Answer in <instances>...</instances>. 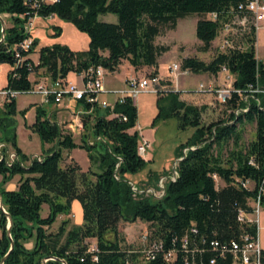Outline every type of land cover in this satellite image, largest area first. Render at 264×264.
<instances>
[{"label":"trees","instance_id":"16d2710c","mask_svg":"<svg viewBox=\"0 0 264 264\" xmlns=\"http://www.w3.org/2000/svg\"><path fill=\"white\" fill-rule=\"evenodd\" d=\"M238 2L55 0L43 4L39 13L52 12L85 31L87 47L74 50L65 43L44 44L38 49L34 68L43 67L44 73L54 78L69 70L79 71L89 64H101L113 70L124 58L134 68L150 65L153 68L148 73H157V57L166 48L154 43L161 28H173L178 18L195 13L198 17L194 34L201 47L206 48L217 33L218 19L230 16ZM23 9L22 0H0V14ZM211 11L216 12V19L205 16ZM105 12L114 13L116 20L98 19L97 15ZM23 35L18 19L11 18L5 22L0 39V62L8 65L5 85L17 89L30 85L25 65L12 67L15 62L12 44ZM36 39L33 37L31 46L21 52H31ZM247 39L252 41L253 37L247 36ZM220 64H225L232 72V86L240 91L231 92L226 101L229 110L224 117L202 123V108L180 99L176 90L165 93L168 97L165 107L158 104L162 95L156 98L154 117L174 116L179 126H194L192 135L178 144L176 156L181 158L177 160V176L166 180L160 197L138 194L134 198L131 195L125 174L140 168L144 159L135 150L137 131H127L136 120V107L128 98L115 101L112 107L96 106L89 115L82 114L80 143L74 141L70 130L57 123L49 107L35 106L34 119L29 126L41 142L53 143L39 159L27 158L16 142L14 114H22L24 109L16 110L15 98L3 101L0 141L14 149L18 160L28 162L19 164L16 160L6 165L0 160V200L4 209H0V264H42L41 258L45 256L50 257L45 264H62L61 259L65 264H232V254L225 247L231 240L238 239L242 229L253 235L257 231L254 222H238V211H252V201L257 195L259 205L264 208V191L261 190L264 186V60L255 57L251 43L241 51L217 50L208 60L184 55L179 66L193 72L215 73ZM48 101L53 102L51 97ZM244 106L246 109L241 110ZM235 108L239 110L234 112ZM111 111L124 114L125 119L107 117ZM245 120L253 122L254 133L241 145L238 124ZM96 135L103 139L95 138ZM87 136L92 139L91 143L87 142ZM229 139L231 146L222 159L220 145ZM214 144L218 147L215 152ZM74 146L86 150L95 169L89 166L82 170L73 159L61 163L62 149ZM184 146L187 149L183 154ZM211 171L217 172L223 181L221 185H215ZM15 173L20 174L16 187L6 189L4 182ZM236 178H248L250 184L242 186ZM72 198L80 202L82 222L71 223L66 216L59 220L55 230H48L57 214L70 212ZM43 202L48 207L45 216L39 214ZM6 213L11 218L9 234L13 243L10 249L5 232ZM136 218L148 222L150 239L160 241V247L147 259L130 249L133 246L124 241L117 228L119 220ZM89 236L95 238V261L90 260L91 253L85 249L88 244L85 238ZM184 236L185 244L182 243ZM28 239H32L30 248L23 245ZM167 250L173 251L170 260L164 258Z\"/></svg>","mask_w":264,"mask_h":264},{"label":"built area","instance_id":"2783aa9c","mask_svg":"<svg viewBox=\"0 0 264 264\" xmlns=\"http://www.w3.org/2000/svg\"><path fill=\"white\" fill-rule=\"evenodd\" d=\"M55 0H22L24 9L21 11L3 12L0 14L2 18H6L7 22L11 18L18 19L21 25V31L24 35L18 41L12 44L13 54L15 56V62L12 67L16 65H25L28 69L27 77L30 73H34L35 68L33 62L30 60H24L28 57V54L22 53L26 51L32 43L33 30L35 27V20L40 17H49L52 12L45 15L39 13V9L43 4L51 3ZM232 9V8H231ZM206 14L208 18L216 19V12L211 11ZM3 19V20H4ZM4 21V23L6 22ZM6 22V23H7ZM258 30L264 33V0H239L236 6L233 8L231 15L225 19H218V29L215 35L218 38L217 49L220 51L228 50H244L248 44L255 46ZM247 36H252L253 40H248ZM255 55V54H254ZM0 62V68H1ZM167 76H161L158 73H143V74H129L123 80V84L120 87L108 89L104 86L103 78L105 73L109 71L105 66L101 64H89L85 68L74 71L75 78H69L66 74L56 75L54 78H50L47 74L40 78H32L30 85L25 89H17L5 84L0 87L1 102L8 101L11 98H15L21 92H36L40 94L42 101H48L52 98L55 103L64 102L65 105L69 100L79 102L81 105L79 108L71 110L72 116L64 124V126L70 130L71 133H80L82 131V114H90L93 108L98 106L101 108L112 107L115 101H123L128 98L130 101L136 98L140 92H154V93H166L169 90H176L178 88L171 87L173 85V78L176 77L178 72H185L188 69L184 68L179 71V64L177 62H169L167 64ZM8 71V69H7ZM216 75L221 77V84L218 87H212L211 85L199 86L212 90L218 102L226 104V101L231 96L232 91L240 93L239 89L233 88L232 80L233 74L225 64H220L216 71ZM172 80V81H171ZM175 86V85H174ZM250 88V85H248ZM252 89V88H250ZM111 93L114 97L111 100H107L101 97V93ZM84 104L86 106H84ZM67 107V106H66ZM68 108V107H67ZM241 110L246 107L240 108ZM239 109H233L237 112ZM119 117L125 119V115L119 112L111 111L107 117ZM60 123V122H57ZM97 139H103L101 136L96 135ZM87 142L91 143L90 137L86 138ZM149 142L145 138H139L136 142V153L143 156L146 147ZM193 147V145L189 146ZM184 154V151L182 152ZM35 157L40 158L39 155L34 154L29 157L31 159ZM179 157V156H178ZM3 159L6 165H10L12 162L18 160L17 154L14 149L6 144L4 141H0V160ZM178 160V159H177ZM19 164L27 163V161L18 160ZM117 165V162L115 163ZM166 174H160L156 179V186L146 185L144 187L137 186L131 180H128L129 188L132 195L144 194L153 197H159L164 193V181L170 179L173 180L177 176V171L173 168ZM114 177H117L113 172ZM210 175L214 182L220 179L216 171H211ZM221 180V179H220ZM237 182L242 186H248L250 181L248 178L240 179L236 178ZM235 180V181H236ZM264 191V186L261 188ZM258 195L252 201L253 210L250 213L254 214L253 219L247 216L246 211L239 210L237 213V220L241 224L247 222L256 223V211L259 206ZM193 230V227L190 228ZM142 245L130 248L131 250L138 251L140 256L147 259L152 257L153 251L160 247V241L149 238L147 232L141 233ZM183 244H185L186 237L182 238ZM216 244V242H213ZM232 254V264H264L263 250L260 247L256 235L251 234L246 229H242L237 240H231L229 245L225 247ZM86 251L91 253L90 260H96L95 243H88ZM223 252V251H221ZM173 256L172 250H167L164 253L165 260H170ZM212 262V259L210 260Z\"/></svg>","mask_w":264,"mask_h":264},{"label":"rangeland","instance_id":"374dc122","mask_svg":"<svg viewBox=\"0 0 264 264\" xmlns=\"http://www.w3.org/2000/svg\"><path fill=\"white\" fill-rule=\"evenodd\" d=\"M207 15L208 14H205L206 17ZM97 17L100 20L106 21L116 20V15L112 12L99 13ZM197 17L198 15L195 13L187 14L178 18L173 28H161L155 35L154 43L166 46V48L158 55L160 70L162 73L166 74L165 76L168 74L166 68L167 64L169 62H177L180 64V58L183 54L194 55L200 59L208 60L218 50L216 46L218 38L216 37L212 39L208 47H201L200 41H198L194 34V23ZM35 33L37 39L33 46V50L30 53L33 58H36L40 46L51 44L52 42L65 43L72 48L87 47L88 36L86 32L79 30L70 21L64 20L55 14L50 18L38 17L35 20ZM254 54L257 59L264 60V33L261 30H258L257 33ZM4 69L5 66H1L0 83L3 81ZM181 70L182 68L179 66V71ZM123 71L124 70L120 69V72L116 74L117 79L120 78L118 76H120L121 73L125 72ZM149 71L150 70H140L138 73H148ZM215 75V73L208 71L204 73H195L191 70H187L185 72H178L176 77L173 78L174 80H171L173 83L171 87L176 88L178 86L182 88V91H178V93L181 92L182 99L185 102L202 108L200 120L205 124L216 120L219 117H224L229 110V107L226 104L218 102L212 91L213 89L208 90L207 88H204L206 85H211L212 87L220 86L221 80ZM167 77L170 78V76ZM199 84H203L204 86L201 87ZM159 95H162V97L158 99V104L165 107L168 97L165 96L164 93L140 92L135 98L136 124L138 125V131L143 133L142 136L138 134V139H147L149 145L146 147L145 153L142 156L144 162L141 167L136 171L127 172L125 175L127 181L131 180L139 187H144L146 185L156 186L155 183L158 176L162 173L166 174L170 172L172 165L176 171L178 144L184 142L190 137L194 130V126L190 124H186L183 127L179 126L177 119L174 116L154 117L157 112L156 98ZM28 98H34V93L21 92L17 95L16 101L19 105H23ZM1 101L0 98V106L2 103ZM58 113L60 114L58 115V119L61 127L65 128L64 124L71 116L69 112L63 108L59 109ZM19 114L20 113L18 112L17 115L19 116ZM28 114L30 116L32 110H30ZM24 125L28 127L25 123ZM238 128L240 130V144L245 145L253 136V122L246 120L240 121ZM22 129H24L23 124L18 126L17 136L18 141L23 148L31 151H40L39 140H37L38 136L35 133H32V136L30 137L27 134H24ZM74 135L76 138H79L80 133ZM52 144L53 143L51 142L50 148L52 147ZM230 146V139L220 145L219 151L222 159H224ZM217 148V145L214 144L212 149L213 152H215ZM186 149L187 146H184L181 149V152H185ZM45 151L47 150H44L43 153ZM42 154L38 153L37 155L41 156ZM26 155L27 158L31 156L30 154ZM165 183L166 181H164V185ZM222 183L223 181L220 179L215 181L216 186H219ZM132 197L136 198L138 197V194L132 195ZM257 208L258 211H264V208L260 205ZM44 210L45 208L42 207L40 213L42 214ZM119 223L124 229V231L119 230L124 236V241L134 247L142 245L141 233L145 231L149 234L150 231L148 222L139 218L130 221L119 220ZM257 226L258 237L264 240V213L259 215Z\"/></svg>","mask_w":264,"mask_h":264},{"label":"crops","instance_id":"0c3cea01","mask_svg":"<svg viewBox=\"0 0 264 264\" xmlns=\"http://www.w3.org/2000/svg\"><path fill=\"white\" fill-rule=\"evenodd\" d=\"M105 13H107V12H105ZM52 15H54V13L51 14L48 18L52 17ZM40 17H43V16H40ZM43 18H45V17H43ZM33 34L36 37L35 27H34V30H33ZM198 41H199V39H198ZM70 48L74 49V50H76V49H85V48H72V47H70ZM30 53L31 52L28 53V57L33 62H37L38 54H37L36 58H33ZM103 53L105 54V51H103ZM184 55L185 54H183L182 56H184ZM3 65L5 66V69L3 71L4 76H3V81L0 83V87L3 86L5 84V82H6V72H7V69H8V65L7 64L2 63L1 66H3ZM152 68L153 67L150 66V65H142V66H140L138 68H134L131 64H129V62L126 59L123 58V59H121V61L119 62V64L117 65V67L115 69L109 70L107 73H105L104 78H103L104 86L106 88H108V89L120 87L123 84V80L125 79V77L127 75H129V74H139L138 72L140 70H151ZM120 69L124 70L125 72L123 71L124 73H121L120 76L117 75L118 77H120L119 79H117L116 74H118L120 72ZM204 72H207V71H202L201 73H204ZM157 73L159 75H161V76H165L166 75L165 73H162L161 70H160L158 57H157ZM195 73H199V72H195ZM141 74H143V73H141ZM215 74H216V72H215ZM43 75H45L44 69H43V67L39 66L38 68L35 69L34 73H30L28 75V78L29 79L40 78ZM66 75L69 78H75L76 77V75L74 74V72L72 70L67 71ZM215 76L218 77L219 80H221L220 76H217V75H215ZM177 88H178V91H182V88H180L178 86H177ZM32 93H34V98L26 99L25 103L23 105H19L18 102L16 101V97L17 96L15 97V108H16V110L18 111L20 109H24V112L22 114L20 113L19 116L17 115L18 112H16V114H15V118H16V129H15V132H16V138H17L16 142H17V145L19 146V148L21 149V151H23L26 154H30V155H34V154H38V153L42 154L44 150H48L50 148V144H51V142H49V141L41 142L39 137H38L37 140H39L40 151H37V150L31 151V150H27V149L23 148V146L18 141L17 128L21 124H23V128L24 129H22V130H23L24 134H27L30 137L32 136L31 135L32 133H35L37 135V133L34 130H32L30 128V126H29V124L34 119L35 106H42V107H46L47 106V107H49L50 111L52 110V112H54V118L56 119L57 122H59V119H58V117H59L58 115H60L58 113L59 109L63 108L65 110H67L69 112L70 116H72L71 110L77 109L81 105L79 102L74 101V100H69L66 103V105H65V101L64 102L62 101V102H59V103L49 102V101H42V98H41L40 94H38L36 92H32ZM100 95H101L102 98H105L107 100H111L114 97L111 93H108V92L101 93ZM178 97L180 99H182L181 92L178 93ZM133 103H134V105L136 107L135 99L133 100ZM167 103H168V100H167ZM72 106H74V107H72ZM30 110H32V114L29 116L28 113H29ZM24 123L26 125H28V127H26L24 125ZM132 130H136L137 133L140 136L143 135V133L141 131H138V125L136 124V120H135V123H134L133 126L127 128L128 132H131ZM81 132H80V134H81ZM74 134H77V133H73L72 134L74 141L77 142V143H80L81 137L79 136V138H76ZM87 137H89V136H87ZM70 159L75 160L79 164V166L81 167L82 170L87 169L89 166L92 169H95V165L94 164H92V165L90 164V161H89V158L87 156L86 150L83 147L74 146V147H71L69 149H66V148L62 149V162L61 163L66 162V161H68ZM0 177H1V175H0ZM19 177H20V174H18V173L13 174L10 178H8L4 182L5 188L6 189H14L16 187V184L18 182ZM42 207H44L45 210L41 214L40 213V209ZM47 212H48L47 204L45 202L41 203L40 208H39V214L41 216H45L47 214ZM263 213H264V211H258V209L256 211V221L255 222H256V227L257 228H258V226H257L258 217H259L260 214H263ZM66 216H68L70 218L71 223L79 224V223L82 222L81 205H80V202L76 198H72L70 200V212L68 214H63V213L57 214L55 219L49 224L47 229L51 230V231L55 230L57 228L59 220L61 218H63V217H66ZM247 216L250 217L251 219H253L254 214L248 212ZM117 228H118V230H123L124 231V229H123L122 225H120L119 221H118V224H117ZM256 238H257V241H258L260 247L262 248V250H264V240L260 239L258 237L257 231H256ZM85 241H87L88 243H95V238L93 236H89V237L85 238ZM23 245L25 247H27V248H30L32 246V239H28V240L24 241Z\"/></svg>","mask_w":264,"mask_h":264},{"label":"water","instance_id":"95a60500","mask_svg":"<svg viewBox=\"0 0 264 264\" xmlns=\"http://www.w3.org/2000/svg\"><path fill=\"white\" fill-rule=\"evenodd\" d=\"M4 25H5V23H4V20H3V18L0 16V39H2V37H3V27H4ZM181 158V156H179V157H177V159H180ZM0 209H2L3 211H4V209H3V207H2V205H1V200H0ZM6 217H7V223H6V229H5V232H6V235L9 237V246H8V249H10L11 247H12V240H11V238H10V234H9V224H10V222H11V218H10V215L8 214V213H6ZM6 254V253H5ZM4 254V255H5ZM3 255V256H4ZM47 258H50V257H48V256H45V257H42L41 258V263L42 264H45V260L47 259ZM3 259V257L1 258V260ZM61 262H62V264H65L64 263V261L61 259Z\"/></svg>","mask_w":264,"mask_h":264}]
</instances>
